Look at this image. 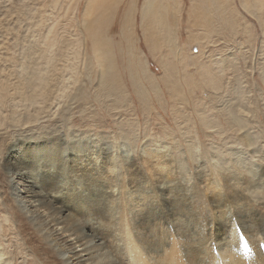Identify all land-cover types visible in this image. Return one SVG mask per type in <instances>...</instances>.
I'll return each instance as SVG.
<instances>
[{
	"label": "rangeland",
	"instance_id": "obj_1",
	"mask_svg": "<svg viewBox=\"0 0 264 264\" xmlns=\"http://www.w3.org/2000/svg\"><path fill=\"white\" fill-rule=\"evenodd\" d=\"M167 1L153 51L142 29L144 0L133 10L121 0L109 23L104 13L100 46L83 30L96 0H0V227L19 264L29 260L30 228L9 207L5 157L15 149L63 150L68 163L98 153L136 179L161 158L175 175L187 174L189 195L179 203L201 219L216 213L204 178L214 183L215 171L236 176L254 167L258 192L246 175L236 189L252 186L250 204L264 206V0H211L201 12L198 0ZM63 205L80 226L103 223L96 205ZM168 207L149 219L177 209Z\"/></svg>",
	"mask_w": 264,
	"mask_h": 264
},
{
	"label": "bare ground",
	"instance_id": "obj_2",
	"mask_svg": "<svg viewBox=\"0 0 264 264\" xmlns=\"http://www.w3.org/2000/svg\"><path fill=\"white\" fill-rule=\"evenodd\" d=\"M96 1L95 16L85 20L83 30L93 45L100 46L106 34L103 15L108 12L107 23L111 22L121 0ZM165 3L168 1L144 0L141 7L144 37L153 51L164 36L156 29L166 15ZM198 3L200 12L213 6L211 0ZM133 7L134 0H128L127 9ZM25 97L29 98V93ZM45 148H37L31 156L15 149L5 157L12 163L7 171L10 210L18 223L30 228L29 232L26 228L28 241L23 242L29 258L25 264H36V259L42 264H264V206L250 204L252 186L236 189L242 182L241 175H246L247 183L254 179V192H258L261 183L255 180L257 169L253 166V172L251 167L239 172L236 167V176L215 171L214 183L211 178L203 179L200 187L212 196L216 213L201 219L185 213L187 204L179 203L183 195H189L187 174L175 175L161 158H148L154 162L136 179L120 174L111 159L98 153L100 160L86 154L78 161L69 156L68 163L63 150ZM235 152L232 158L238 159ZM85 176L91 181L86 183ZM63 201L71 207L98 206L102 225H78ZM171 205L177 209L149 219L153 210H168ZM246 207H253L248 209L250 213H243ZM3 214L0 212V217ZM4 233L0 227V264H19L17 250L9 252L4 245Z\"/></svg>",
	"mask_w": 264,
	"mask_h": 264
}]
</instances>
